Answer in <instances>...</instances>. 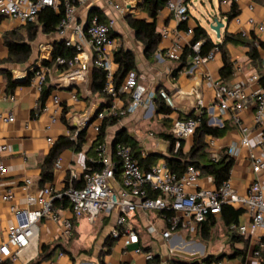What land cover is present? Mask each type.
I'll list each match as a JSON object with an SVG mask.
<instances>
[{
	"label": "crops",
	"instance_id": "crops-1",
	"mask_svg": "<svg viewBox=\"0 0 264 264\" xmlns=\"http://www.w3.org/2000/svg\"><path fill=\"white\" fill-rule=\"evenodd\" d=\"M207 1L187 0L186 5L191 16L187 22L189 29L193 30L198 24L202 25L214 43L222 42L226 34H242L251 38L254 33L264 41V32L259 33L246 25L240 27L235 24L234 18H230L233 7L236 6L242 18L253 16L259 22L264 23V0ZM142 3L143 0H89L86 4L78 5L76 21L86 24L92 9L99 10L107 19H114L113 35L118 42V47L123 46L131 49L136 55L139 82L146 86L148 93L165 89L173 97L176 110H172L169 115L158 111L163 100L157 97L149 108L142 105L136 112L123 116L118 124L109 128L106 138L113 144L120 130H126L133 139L139 142L142 148V157L148 159L149 156H157L155 162L157 164L166 161V156H170L178 150L176 144L175 147H172L170 140L164 137V134L172 135L170 128L173 120L192 113L200 115L207 112L209 119H211L212 113L220 115L217 108L214 111L212 109L216 100V90L207 77L211 75L215 80H222L221 70L224 62L222 53L218 51L215 61L196 67L191 64L192 57H190L188 65L180 70V61L169 59L166 56V51L171 47L180 46L183 54L185 47L190 44L193 34H187V30L181 27V22L177 20L174 12L168 6L162 9L156 19L157 31L162 35V39L154 52L150 55L146 54L143 42L137 38L136 32L127 22V18L130 16L149 20L148 15L141 9ZM116 6L124 7L126 12L121 13ZM251 6L253 9L250 8ZM54 10L60 13V9ZM212 14L225 23L221 29L220 38L216 31L210 28ZM3 20L9 27L0 31V60L9 55L4 44L3 34L14 29H20L24 35L26 33L25 23L5 17ZM164 32L167 35H164ZM67 35L70 37L71 32L69 31ZM59 42H64V38L59 35L58 31L48 34L42 32L41 27L39 28L37 38L32 42L31 61L24 65H9L15 81L18 77H27L24 81H16L19 87L14 93L6 91V78L0 74V89L14 96L8 100L0 99V113L13 114L16 118L15 122H0V147L3 145L8 147L3 153V157L10 170L9 177L0 183V232L2 239L7 236L8 227L15 223V216L11 209L13 205L34 209L33 206L27 205V192L24 190L26 178H31L34 181L31 192H37L41 187L51 185L56 192L60 193L65 190L68 184L71 170L74 169L82 178L88 159L92 160L95 157L94 151L91 150L93 142L97 138L93 125L100 123L96 116L102 107L101 112L108 111L104 105L109 98L93 90L95 70L93 50L88 46L84 48L82 62L79 66L86 68L87 75L82 80L71 85L65 84L60 80L63 72L57 68L52 69L49 74V84L53 85L54 89L45 103L46 107L44 106L49 110L43 107L44 109L36 113V109L39 108L41 92H38L34 87L33 77L30 84H26L30 70L35 64L45 61L52 62L53 52ZM226 49L235 68L234 75L228 85H240L248 90L253 89L255 85L249 87L248 77L257 72V69L249 58V47L228 43ZM261 56L264 70V50H261ZM54 97L59 99V105H56ZM200 100H203L204 106L198 105ZM130 102V94H124L117 100L118 105L122 107H126ZM57 107H60L59 113L56 115L57 121L52 123ZM34 111L35 113H33ZM64 111H66L65 116L73 128L74 134L84 129L87 130L86 142L79 151L74 148L63 150L59 156L62 158L61 167L54 166V179L40 185L43 161L54 143L63 135L72 134V131L62 120ZM255 115V108L238 112L237 119L233 117L231 111H228L223 118L232 126L229 133L224 138L216 139L213 146L209 144L213 157L220 158L226 153L228 146L233 143H241L242 138L245 135L248 136L250 146L242 147L240 154L235 158L231 171L232 186L242 195L248 194L252 182L256 179L251 167L250 153L264 152L262 145L264 120L262 123H257ZM84 119L91 121L87 127L82 124ZM110 129H114L112 133ZM50 137L54 139V143L48 142ZM210 139L211 136H208L206 139L208 143ZM182 140L183 151L186 153L194 143V136ZM96 149L97 147L94 148L97 152ZM121 180V173L118 172L115 180L112 181L115 189L121 187ZM261 181L264 188V174L261 175ZM200 185L215 187L211 176H202ZM5 193L11 195L9 201L3 199ZM58 212L62 216L72 218L69 209L59 208ZM117 216V211L108 216L102 215L95 225H91L86 219H83L70 236L64 233V227L60 222L43 219L40 222V242L37 256L29 260V253H27L23 258L10 261L9 264H39L44 255V246L50 250L55 248L56 250L50 257L41 260L40 264H50L52 261L55 264H150L152 260H147L145 257L147 252L154 256L159 255L160 264H172L174 261L204 264V259L210 255L228 254L230 256L238 250L245 252L244 260L243 255L233 258L227 256L224 259L229 264H264V248L260 256L254 253L264 241V228H259L254 233L248 232L246 235L236 229L241 224L251 226V219L245 212L240 216L239 224L231 227L225 224L221 213L215 215L217 223L209 236L203 234V222L196 232L178 229L169 239H166L162 237V232L168 228L166 216L162 212L141 210L131 220L134 230L139 234V242L129 245L125 244L124 238L115 239L111 235ZM150 226L157 228V233L150 232ZM234 232L240 237L233 238ZM138 248L141 249V252H137ZM59 252H64V256L59 257Z\"/></svg>",
	"mask_w": 264,
	"mask_h": 264
},
{
	"label": "built area",
	"instance_id": "built-area-1",
	"mask_svg": "<svg viewBox=\"0 0 264 264\" xmlns=\"http://www.w3.org/2000/svg\"><path fill=\"white\" fill-rule=\"evenodd\" d=\"M89 0H0V15L21 23L33 22L37 19L40 11L46 7L60 9L64 2V16L58 26V33L64 38L66 46L73 48V58L67 60L59 56L56 59L57 65L69 64V69L63 72L60 80L65 84H73L82 80L87 75L85 67L79 66L82 62L84 48L88 46L93 50L94 66L106 72V84L104 92L112 99L109 110L97 114L96 119L100 123L93 125L96 137L101 128L102 121L106 116L128 115L136 112L140 106L149 108L153 105L154 99L161 98L172 110H176L173 97L165 90L159 89L148 93L144 84L139 82L138 74L132 70L128 72L120 86L115 84L116 64L114 54L118 48V42L112 36L115 28V20L107 19L101 21L98 16H93L86 24L76 21V11L80 4H86ZM186 0L177 2L169 1L167 6L174 12L179 22H188L191 18ZM237 2L239 0H227ZM121 13L126 10L122 6H116ZM253 9V6L250 7ZM236 25H244L255 29L257 32H264V23L259 22L253 16L244 19L240 15L234 17ZM71 36L68 37V32ZM187 34H193L192 29L187 30ZM164 35H167L164 32ZM202 42L193 45L195 55L192 57V65H206L216 60L218 48L201 54ZM166 56L174 61H179L182 57L180 46L171 47L166 51ZM33 71V85L38 92H42L51 69L44 62L35 64ZM192 72V70H191ZM212 82L216 90V100L212 105L213 111L217 108L220 115L212 113L209 124L222 127L224 116L228 111L237 119V113L242 110L256 109V122L262 123L264 120V89L260 86V75L258 72L252 73L248 77L251 90L240 85H228L221 79H213L211 75L207 77ZM124 94L131 95V102L126 107L119 106L117 100ZM14 96L0 89V99H12ZM76 99V97H75ZM56 105L59 99L54 97ZM204 106L203 100L198 103ZM46 107V106H45ZM44 107V108H45ZM43 108V109H44ZM49 110L48 108H45ZM60 107L55 108V115L52 123L57 121L56 115ZM13 114L0 113V122H15ZM88 119L82 121L85 127ZM198 120L180 119L173 120L170 133L178 138L177 149L180 147V139L193 136L198 127ZM78 132L72 137L77 141ZM218 138L211 137L209 144L213 146ZM48 142L54 143L52 137ZM264 146V135L262 136ZM250 142L245 135L241 143H233L228 146L226 154L235 160L240 154L242 147H249ZM8 149L7 145L0 147V183L10 175V170L5 163L3 153ZM97 162L100 164L98 170H87L83 173V178L72 169L68 187L63 192H56L51 185L43 186L37 192H31L34 181L26 178L24 190L27 192L28 207L12 206L15 216V223L7 229V236L2 239L0 232V264H9L10 261H17L29 253V260L34 259L39 252L40 242V222L49 219L60 222L64 227V233L70 236L76 231L78 223L86 219L91 225H95L102 215H110L118 212L115 227L111 235L115 239L124 238L125 244H137L139 234L134 230L131 220L137 212L151 211L163 212L171 211V215H166L168 228L162 232V237L169 239L173 232L178 229H185L189 232H196L209 214L218 215L225 204L241 208L251 219V226L241 224L236 229L243 235L248 232L254 233L259 228H264V188L261 175L264 174V152L256 154L250 153V162L256 179L252 182L248 194L238 193L232 186L231 177L225 181L220 188L200 185L202 174L200 170L189 166L181 176L173 173L167 166L166 161L159 162L151 169H143L134 156L130 146L119 142L115 146L107 139L97 147ZM218 159L219 157L214 156ZM62 158L58 157L55 163L56 168L61 167ZM121 173V187L115 189L112 181L117 173ZM83 179V186L79 187L77 181ZM192 190H189V189ZM69 198L72 218L62 216L55 208L54 202L57 198ZM3 199L9 201L11 195L3 194ZM149 231L157 233V228L149 227ZM264 248V241L260 248L255 250V254L260 256ZM141 252V249H137ZM59 257L64 256V252L58 253ZM147 260H153L154 255L145 253ZM50 264H55L53 261ZM210 264H229L226 259L212 261Z\"/></svg>",
	"mask_w": 264,
	"mask_h": 264
},
{
	"label": "trees",
	"instance_id": "trees-1",
	"mask_svg": "<svg viewBox=\"0 0 264 264\" xmlns=\"http://www.w3.org/2000/svg\"><path fill=\"white\" fill-rule=\"evenodd\" d=\"M169 1L170 0H143L141 9L148 15L149 20L134 18L132 16L127 18L128 24L136 32L137 38L143 42L146 48V54L148 55H150L157 49L158 44L162 39V35L157 31L156 19L162 9L167 6ZM186 2L187 0L184 3L186 4ZM61 3L62 5L60 6V13L55 11L52 7H46L40 11L35 21L25 23V35L20 32V29L10 30L3 34L4 44L9 51V55L7 58L0 60V74H3L6 78V91L8 93H14L15 90L19 87V84L15 81L12 69L9 67V65H24L31 61L33 54L32 42L36 40L40 27L42 28V32L48 34L58 31V26L64 16V2ZM237 15H239V13L236 6H234L230 18H234ZM93 16H98L101 21H107V17L101 14V12L97 9H92L89 19H91ZM3 19L4 17L0 15V22ZM181 27L185 30L189 29V27L187 26V22H182ZM112 36L114 37L113 32ZM199 41L202 42L201 54H206L214 50L215 48H218V50L222 53L224 66L221 70V76L222 80L226 84H228L229 80L233 77L235 72L234 63L229 57L226 45L228 43H232L234 45L248 46L249 58L254 63L257 72L260 75L259 84L264 89V70L262 68L263 58L261 56V50H264V41L258 38L254 33L251 35V38H247L242 34H226L222 42L214 43L207 30L202 25L198 24L193 29V38L190 44L185 47L182 57L179 60L180 70L186 67L188 65V59L195 55L193 45ZM59 56L66 58L68 61L71 60L73 58V48L66 46L65 42L57 43L53 52L52 62L45 61L44 63L50 67L51 71L52 69L57 68L61 72H65L67 69H69V64L57 65L56 59ZM114 62L117 66V71L115 73V84L118 87L121 85L128 72L132 70L137 72L136 55L131 49L120 46L115 51ZM32 77L33 71L30 70L28 81L26 82L27 85L30 84ZM49 81L50 79L48 76L46 81L47 85L45 84L41 92V96L39 99V108L38 110L36 109V113L40 112L43 109L48 97L54 89V86L49 84ZM105 84L106 72L95 66L93 74V90L95 92L102 93L109 98L104 105V108H107V110H109L112 99L104 92ZM102 109L103 107L99 110V112H101ZM66 111H64L62 120L66 124L68 129L72 131V134H74L75 132L65 116ZM158 111L165 115H169L172 112V109L163 101L160 103ZM33 113H35V111ZM122 117V115H108L102 121L100 132L97 138L94 140L93 147L91 148V150L95 153V157L92 160L88 159L87 170L100 169L101 165L95 162L97 160V152L94 150V148L98 147L100 144L106 141L109 128L118 124ZM190 118L198 120L199 123L196 132L193 135L194 143L190 150L185 153L183 151V140L180 139V147L178 148V150H173L174 152L172 155L165 157L167 166L173 173L179 176L184 174L189 166H193L200 170L202 176H211L214 180L215 187L220 188L225 181L230 179L235 160L226 153L218 159L214 158L209 149V143L206 139L208 136L214 138H224L229 133L232 126L228 122H224V125L222 127L210 125L207 112H203L200 115L192 113L190 115H187L186 117H180V119ZM72 134L69 136L63 135L54 143L49 154L43 161V172L39 182L40 185H44L45 183L51 182L54 179V166L57 158L61 155L63 150L67 148H74L75 150L79 151L83 148L86 142L87 130L84 129L78 132L77 141L72 139ZM164 137L170 140L172 147H175L178 138L173 135L166 134H164ZM119 142H122L132 148L135 158L143 169H151L156 165L155 162L158 157L149 156L148 159H144L142 157V148L139 145V142L133 139L126 130H120V132L115 137L113 145L115 146ZM83 176L84 175H82V178ZM67 183H69V180ZM77 183L79 187H82L83 179L78 180ZM67 187L68 184L66 188ZM54 206L56 209H69L71 208V203L69 201V198L64 196L63 198H57L54 202ZM243 212L244 210L241 208H236L233 205L225 204L222 207L221 214L225 224L228 227H231L232 225L239 224L240 216L243 214ZM162 214L166 216L171 215L172 212L163 211ZM216 223V216L214 214H209L203 223V234L205 236H209ZM232 236L235 239L240 237L235 232ZM54 250H56V248L50 250L48 247L44 246V255L41 260L50 257ZM241 255H243L244 260L245 252L239 250L230 256L228 254H220L217 256L210 255L204 259V264H210L212 261L221 260L227 256L233 258L235 256ZM41 260L39 261V264L41 263ZM160 263V256L155 255L150 264ZM172 264L188 263L174 261Z\"/></svg>",
	"mask_w": 264,
	"mask_h": 264
},
{
	"label": "water",
	"instance_id": "water-1",
	"mask_svg": "<svg viewBox=\"0 0 264 264\" xmlns=\"http://www.w3.org/2000/svg\"><path fill=\"white\" fill-rule=\"evenodd\" d=\"M132 13V12H131ZM213 16H211L210 20V28L214 31H216L217 36L220 38L221 36V29L225 26V23H223L218 17H214V14H212ZM27 77H18L16 78V81L21 82L26 80ZM91 121H88L87 125L90 123ZM86 125V127H87Z\"/></svg>",
	"mask_w": 264,
	"mask_h": 264
},
{
	"label": "rangeland",
	"instance_id": "rangeland-1",
	"mask_svg": "<svg viewBox=\"0 0 264 264\" xmlns=\"http://www.w3.org/2000/svg\"><path fill=\"white\" fill-rule=\"evenodd\" d=\"M206 2H208V1L206 0ZM8 27H9V25H8L7 23H5L4 20H3V22L0 24V31L5 30V29L8 28ZM13 65H14V64H13ZM113 130H114V129H110V132L112 133Z\"/></svg>",
	"mask_w": 264,
	"mask_h": 264
}]
</instances>
